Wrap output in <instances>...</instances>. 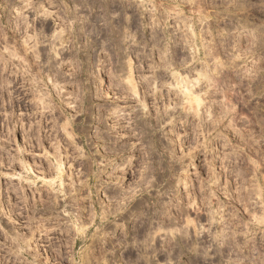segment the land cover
Listing matches in <instances>:
<instances>
[{
    "label": "rangeland",
    "instance_id": "1",
    "mask_svg": "<svg viewBox=\"0 0 264 264\" xmlns=\"http://www.w3.org/2000/svg\"><path fill=\"white\" fill-rule=\"evenodd\" d=\"M0 264H264V0H0Z\"/></svg>",
    "mask_w": 264,
    "mask_h": 264
},
{
    "label": "bare ground",
    "instance_id": "2",
    "mask_svg": "<svg viewBox=\"0 0 264 264\" xmlns=\"http://www.w3.org/2000/svg\"><path fill=\"white\" fill-rule=\"evenodd\" d=\"M231 9H232V8H231ZM225 10H226V8H225ZM227 11L229 12L230 10H226V13H227ZM257 72H258V71H257ZM256 77H257V76H256ZM103 80H104V77H101V78L99 79V82L101 83V82H103ZM228 113H229V112H228ZM132 208H134V207H132ZM128 214H129V213H128ZM180 214H181V212H180ZM129 215H130V214H129ZM178 216H179V215H178ZM178 216H177V219H178ZM119 217H120L121 220L126 219V218H127V214H125V215H123V216H119ZM109 218H110V217L105 216V217L103 218V219H104V220H103L104 222H103L102 224L105 225V224L107 223V225H109L110 223L107 222L108 220H110ZM179 219H180V218H179ZM182 221H183V220H182ZM180 222H181V221H180ZM187 222H188V221H187ZM187 222H186V225H187V224H191V221H189L190 223H187ZM170 225H171V224H170ZM150 226H151V225L146 224V225L142 228L141 232H139V233L141 234V238L144 239V241H143L144 244L149 243V241H150V239H151V237H152V236H151V231H152L151 229H152V228H151ZM161 227H163V226H161ZM170 232H171V231H170ZM83 234H84V236L86 235L85 232H84ZM171 234H172V233H171ZM182 234H183V233H182ZM184 234H185V233H184ZM182 237H183V236H182ZM184 238H185V236H184ZM82 239H83L82 242H83V241H86V240H84V239H86V237H83ZM177 240H178V239H177ZM179 241H180V240H179ZM149 245H150V243H149ZM146 247H147V246H146ZM153 249H154V248H153ZM144 252H145V251H144ZM103 253H104V252H103ZM103 253H102V254H103ZM145 253H146V252H145Z\"/></svg>",
    "mask_w": 264,
    "mask_h": 264
}]
</instances>
